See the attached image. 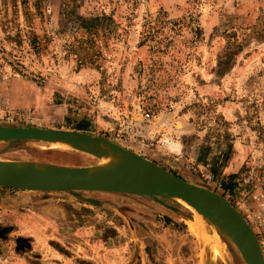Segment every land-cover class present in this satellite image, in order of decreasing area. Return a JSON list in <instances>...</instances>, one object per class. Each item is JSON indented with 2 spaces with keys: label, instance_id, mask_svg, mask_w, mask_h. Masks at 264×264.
Returning a JSON list of instances; mask_svg holds the SVG:
<instances>
[{
  "label": "rangeland",
  "instance_id": "rangeland-1",
  "mask_svg": "<svg viewBox=\"0 0 264 264\" xmlns=\"http://www.w3.org/2000/svg\"><path fill=\"white\" fill-rule=\"evenodd\" d=\"M133 120L144 138L120 137ZM0 125L101 137L211 189L264 256V0H0ZM0 160L102 164L35 140L0 142ZM162 200L176 210L148 196L0 187V264H245L195 210Z\"/></svg>",
  "mask_w": 264,
  "mask_h": 264
},
{
  "label": "water",
  "instance_id": "water-1",
  "mask_svg": "<svg viewBox=\"0 0 264 264\" xmlns=\"http://www.w3.org/2000/svg\"><path fill=\"white\" fill-rule=\"evenodd\" d=\"M15 140L65 142L70 144L68 148L91 154L100 160L112 154L116 164L113 169L100 165L66 167L40 164L38 168L41 170L31 166L19 170L5 166L9 162L0 160V187L27 191H96L148 196L171 210L176 209L162 198L172 200V197H179L235 245L245 264H264L261 245L252 227L227 198L211 189L188 182L140 154L86 133L0 125V142ZM94 167H98V172L90 175ZM90 202L98 204L94 200Z\"/></svg>",
  "mask_w": 264,
  "mask_h": 264
},
{
  "label": "bare ground",
  "instance_id": "bare-ground-1",
  "mask_svg": "<svg viewBox=\"0 0 264 264\" xmlns=\"http://www.w3.org/2000/svg\"><path fill=\"white\" fill-rule=\"evenodd\" d=\"M54 143H58L60 146L62 147H65V148H68V146L70 145L69 143H65V142H59V141H56ZM52 143V144H54ZM102 160V164H99L100 166H103L105 168H111L113 169L115 166V158L114 156L111 154L103 159ZM9 163H6L5 166H13L14 168L16 169H19V170H25V168H28V167H32L33 169H37V170H41L39 169L38 167L40 166V163H32V162H23V161H12V160H5ZM46 165V164H44ZM95 168V169H94ZM92 170H90V175H94L98 172V167H94ZM178 201L180 204H182L183 206H186L188 208H192V210H196L194 207H192L191 205H189L185 200H183L182 198H179V197H172V200L173 201ZM175 201V202H176ZM177 202V203H178ZM199 217L201 218V220L205 223V224H208L210 225L212 228L215 229V226H213V224H211V222L209 220H207L201 213H199L197 210L195 211ZM204 224V226H205ZM201 229H203V227L200 225V223L194 228V233L196 235H198L199 237H201V243H202V246L204 247V244H205V237H203V234H201ZM212 229V230H214ZM210 232V231H209ZM207 234V233H206ZM209 235V233H208ZM208 237V236H207ZM210 237V236H209ZM209 240V239H208ZM209 243L207 244V248L209 247H213L211 241H208ZM218 243V242H217ZM218 249L216 250H212L211 252H213L212 254L216 257L219 253V245L217 247ZM222 254V253H221Z\"/></svg>",
  "mask_w": 264,
  "mask_h": 264
},
{
  "label": "built area",
  "instance_id": "built-area-1",
  "mask_svg": "<svg viewBox=\"0 0 264 264\" xmlns=\"http://www.w3.org/2000/svg\"><path fill=\"white\" fill-rule=\"evenodd\" d=\"M149 119H150V114L147 112L143 113L142 121L145 122V121H148ZM133 122H134V125H133L134 128H131L130 132L126 131L120 134V137L129 138L128 136H135V137L144 138L145 132H147L146 131L147 125H143V122L136 121V120H133ZM131 132H132V135L130 134Z\"/></svg>",
  "mask_w": 264,
  "mask_h": 264
},
{
  "label": "trees",
  "instance_id": "trees-1",
  "mask_svg": "<svg viewBox=\"0 0 264 264\" xmlns=\"http://www.w3.org/2000/svg\"><path fill=\"white\" fill-rule=\"evenodd\" d=\"M94 21H98V18L97 17L89 18V19L80 18V26L78 25V27H81V28H84V29H89L88 25L91 26L92 22H94ZM76 130L77 131H86L87 130V125L84 124L83 122H80L79 124H77ZM222 186L224 187V189L230 190V185L222 184Z\"/></svg>",
  "mask_w": 264,
  "mask_h": 264
}]
</instances>
